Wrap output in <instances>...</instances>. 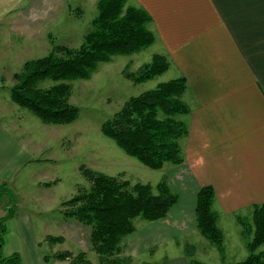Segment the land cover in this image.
<instances>
[{
    "label": "crops",
    "instance_id": "0c3cea01",
    "mask_svg": "<svg viewBox=\"0 0 264 264\" xmlns=\"http://www.w3.org/2000/svg\"><path fill=\"white\" fill-rule=\"evenodd\" d=\"M97 2L0 0V21L19 22L17 30L30 41L39 36L38 29L63 22L72 12H80L78 7ZM126 5L140 7L150 17L147 28L155 37L150 46L157 48L153 54H162L169 62L160 75L168 74L167 80L184 77L187 82L181 96L190 108L182 117L188 126L181 141L184 160L169 175L176 181L175 191L196 198L199 188L210 184L218 203L217 207L213 203V210L221 208L227 215H246L249 220L253 205L264 203V0H126ZM33 23L37 24L30 28ZM12 129L14 133L0 124V185L5 184L15 197L13 215L4 223L2 255L18 254L21 264H45V254L39 250L43 244L54 247L46 252L48 257L63 250L74 254L89 249L87 227L66 219L60 211L64 199L57 197L62 188L57 159L42 162L41 143L35 144L33 156L28 143L20 142L21 133ZM29 160L34 162L30 166ZM25 168L31 180L39 177L28 192L19 182ZM194 204L195 199L188 214L194 213ZM6 208L7 202L0 206V217ZM54 212V217H48ZM194 222L197 229L195 218ZM158 226V221H151L142 236L151 238L161 230ZM197 231L185 229L179 237ZM49 235L62 236V242L47 241ZM239 235L247 240L241 227ZM232 244L227 236V245ZM56 246L63 248L55 250ZM237 250L235 246L233 253ZM49 258L52 264L64 263Z\"/></svg>",
    "mask_w": 264,
    "mask_h": 264
},
{
    "label": "trees",
    "instance_id": "16d2710c",
    "mask_svg": "<svg viewBox=\"0 0 264 264\" xmlns=\"http://www.w3.org/2000/svg\"><path fill=\"white\" fill-rule=\"evenodd\" d=\"M96 11L91 28L78 48L54 46L46 55L26 60L16 73L17 82L10 89L11 99L42 122L66 124L75 120L78 107L68 101L69 81L88 79L99 63L109 62L115 55L137 53L154 41V34L147 28L150 17L144 9L126 5V0H98ZM168 66L167 58L156 53L129 76L136 82L149 80L162 74ZM45 79L55 83L42 88L39 82ZM186 87V79L178 77L129 97L112 117L103 122V134L148 168L159 169L165 162L182 163L180 141L188 134L182 116L190 111L181 98ZM80 170L91 181V186L62 200L60 211L65 218L89 226V242L101 263L120 252L122 239L135 230V218L148 221L164 218L178 200L166 178H161L155 186L156 192H153L148 183L131 184L126 179L95 173L82 165ZM0 187L11 198L7 199L6 214L0 217V264H21L18 254H1L4 223L13 215L14 197L6 185ZM214 199V188L210 184L197 191L196 228L222 254L223 234L212 209ZM237 221L242 225L241 235L247 238L248 254L243 260L231 264H264V252L257 251L264 245V203L253 205L251 224L239 215ZM46 240L58 242L62 241V236L49 235ZM81 253L65 251L55 256L69 258V264H90ZM191 264L204 263L192 261Z\"/></svg>",
    "mask_w": 264,
    "mask_h": 264
},
{
    "label": "rangeland",
    "instance_id": "374dc122",
    "mask_svg": "<svg viewBox=\"0 0 264 264\" xmlns=\"http://www.w3.org/2000/svg\"><path fill=\"white\" fill-rule=\"evenodd\" d=\"M65 9L62 11L63 15L66 13ZM78 9L81 11L72 12L65 21L51 22L50 27L41 31L38 29L37 34L40 32L39 36L30 41L23 38L17 30L19 22L0 21V124L6 125L12 133L15 132L12 129L14 126L17 132L22 135L20 142H23L24 146L25 143H28L29 152L33 156L35 155V144L41 143L38 144V148L43 158L41 159L42 162L47 161L50 157L57 159L56 166L59 168L56 173L62 177L60 186L62 188L58 192V198L68 199L75 193L90 188L91 181L81 172V165L95 173L116 176L120 180L126 179L131 184L136 182L148 183L153 188V192H156L155 186L161 178H166L172 187H170L171 191L174 192L176 181L174 178L169 179V175L175 171L172 168L174 163L165 162L159 169L148 168L135 157L128 155L101 130L103 122L112 117L129 97L152 89L160 82L167 81L168 74L157 75L152 79L140 82L134 81L133 77L129 76L136 72L139 66L151 60L153 53L157 50L155 45L130 55H115L109 62L99 63L88 79L69 81L70 95L68 101L78 107V116L70 123L42 122L29 110L17 105L11 99L10 89L17 82L16 73L21 70L26 60L42 57L54 46L78 48L82 44L97 11L96 5L78 7ZM35 24L37 23H33L30 28H34ZM44 25L45 27L49 26V23H44ZM45 45L48 46L45 47ZM54 83L52 80L45 79L39 82V86L47 88ZM0 150H2V143H0ZM32 163L34 162L31 160L27 162L28 166ZM25 172L26 168L23 170L19 182L23 184L24 192H28L31 182L37 181L39 177L31 180ZM20 173L19 171L18 176ZM178 191L180 199L177 200L178 207L172 209L175 203L164 218L154 220L161 224L158 226L161 227V230L154 232L151 238L142 236L145 226L151 221L137 217L133 220L134 233L132 232L122 239L120 252L110 255L105 263L99 261V255L90 242L89 249L78 252H82L81 255L90 264H191L192 261L204 264H231L243 260L248 251L245 244L246 239L244 242L239 235L240 227L242 228V225L237 221L239 214L227 215V212L221 208L215 211L217 225L223 234L222 254L215 244L204 238L198 231L187 237H179L185 229H191V231L197 229H195L194 222L195 204L194 213L192 215L187 213L188 207L192 211L195 198L187 192L184 194L185 191ZM177 192L174 193L177 194ZM182 193L183 195H181ZM9 198L10 195L5 192L4 188L0 187V206L6 205ZM213 203L217 207V199H214ZM220 205L223 206L221 203ZM179 214L184 217L179 219L177 217ZM55 215L56 212L49 213L48 217ZM239 216L243 220L249 221L250 224L252 223L250 221L251 215L249 220L246 215ZM234 218L237 222H234ZM179 226L184 230L180 229ZM85 227H87L90 235L89 226L85 225ZM49 228H54V226L51 225ZM56 231L54 229L53 232ZM227 236L233 241L231 246L227 245ZM235 246L238 250L233 253ZM53 248V245L43 244L39 250L46 255V252L50 253L51 250H54ZM61 248L63 246H56L55 250H61ZM259 249L264 250V245L257 249V251H262ZM65 251L73 254L71 251L63 250L53 253L49 257L59 259L64 262L63 264H69V258L60 259L55 256ZM49 257L44 259L45 264L53 263V259ZM114 260L117 262H113Z\"/></svg>",
    "mask_w": 264,
    "mask_h": 264
}]
</instances>
